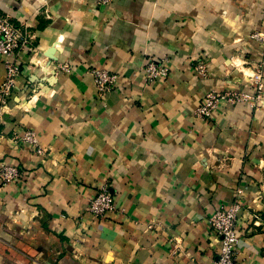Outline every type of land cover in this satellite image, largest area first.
<instances>
[{
  "label": "crops",
  "instance_id": "crops-1",
  "mask_svg": "<svg viewBox=\"0 0 264 264\" xmlns=\"http://www.w3.org/2000/svg\"><path fill=\"white\" fill-rule=\"evenodd\" d=\"M0 12L35 35L0 112V164L21 170L0 185V264H213L209 217L238 199L239 260L264 264V93L196 115L209 91L255 92L264 0H0ZM164 56L169 75L148 81L146 62ZM93 67L120 75L104 98ZM26 129L44 157L13 140ZM103 186L117 208L98 218L88 201Z\"/></svg>",
  "mask_w": 264,
  "mask_h": 264
},
{
  "label": "built area",
  "instance_id": "built-area-1",
  "mask_svg": "<svg viewBox=\"0 0 264 264\" xmlns=\"http://www.w3.org/2000/svg\"><path fill=\"white\" fill-rule=\"evenodd\" d=\"M115 0H99L100 4L111 5ZM35 35L27 23L17 24L9 14L0 12V64L5 67V76L0 86V112L8 104L9 97L17 85L22 73V65L19 61V53L22 51L33 52L32 44ZM254 38L263 39L259 33ZM170 59L167 56L155 59L150 58L145 64L144 75L148 81H156L165 78L170 72ZM58 70L69 71L70 64L64 63L56 67ZM196 74L206 77L209 74V64L205 58L195 63ZM91 73L100 97L112 91L120 81L117 72L104 68L93 67ZM251 84L255 92L239 89L212 90L205 94L202 104L197 108L196 115L202 119L212 117L215 109L221 102L232 105L246 104L261 105L264 93V59L258 64ZM15 142L28 145L34 152L44 157L46 149L41 144L37 133L33 129H26L22 134H15ZM21 176V170L17 165L3 162L0 164V185L8 186L17 181ZM239 193L242 194L241 190ZM117 208L114 195L103 186L95 196L88 201V210L98 218L105 217ZM242 209V202L238 199L230 205H220L209 217L212 229L220 240V252L213 264H241L238 257V244L240 237L237 233L238 215ZM258 220V219H257Z\"/></svg>",
  "mask_w": 264,
  "mask_h": 264
}]
</instances>
